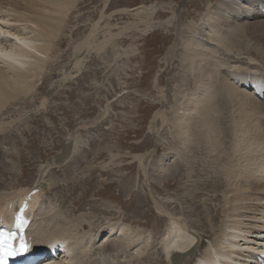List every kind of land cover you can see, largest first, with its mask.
I'll list each match as a JSON object with an SVG mask.
<instances>
[{
	"label": "rangeland",
	"instance_id": "rangeland-1",
	"mask_svg": "<svg viewBox=\"0 0 264 264\" xmlns=\"http://www.w3.org/2000/svg\"><path fill=\"white\" fill-rule=\"evenodd\" d=\"M182 1L79 0L66 19L52 61L46 65L43 86L0 116V197L17 192L11 196L17 200L32 190L43 167L72 142L70 160L47 172L49 189L36 219L60 211L74 223L84 221V233L94 236V249L98 250L108 241L120 239L108 240L104 237L108 233H102L99 240L96 236L105 228L122 224L137 241L120 258L124 263L149 264L157 259L154 250L164 242L173 222L182 226L189 223L190 230L206 237L195 259L202 258L212 241L225 231L219 221L227 219L220 206L224 207L226 190L231 186L226 174L229 160L223 155L227 151L221 149L212 155L197 121L205 116L211 124L213 117L223 113L222 127L233 131L235 114L232 108L209 112L212 116L193 111L190 101L197 90L201 66L197 67L198 59L193 61L186 53V47H193V38L185 32H198L202 21L212 20L216 2L188 0L182 6ZM2 7H6V0ZM215 49L210 66L216 76H221L224 68H245L251 63V58L239 59L237 51L228 45ZM224 72L230 78L234 73ZM63 76L71 77L69 82L52 92ZM214 87L209 94L217 98V107H223L226 96L218 90V81ZM205 93L208 97L206 91H200L203 96ZM46 100V108H41ZM211 105L213 102L208 107ZM185 117L194 119V127L190 122L192 127L187 128L191 132L189 142L181 127ZM214 132L216 137L221 133L218 129ZM223 137L231 155L234 136ZM148 154L149 161L144 158ZM223 183L225 189L221 187L217 193L222 201H211L215 194L209 189ZM156 201L166 213L160 212ZM210 209L214 210L212 217L207 213ZM89 227H95L94 232ZM124 247L119 241L106 248L111 264L117 260L113 257L116 250L123 251ZM99 252H92L91 257L104 258Z\"/></svg>",
	"mask_w": 264,
	"mask_h": 264
},
{
	"label": "bare ground",
	"instance_id": "bare-ground-1",
	"mask_svg": "<svg viewBox=\"0 0 264 264\" xmlns=\"http://www.w3.org/2000/svg\"><path fill=\"white\" fill-rule=\"evenodd\" d=\"M3 1L0 0V20L3 21V25L0 26V116L16 102L19 103L20 100L26 97L34 96L35 90L43 86L44 72L47 70L46 65H49L52 61L53 50L57 48L56 43L62 37V35L61 37L59 35L65 29L68 15L79 2V0H6V7L3 8ZM214 1L216 3L213 7L215 11H212L214 15L212 20L202 21L198 27V32L185 30L186 34L189 33L190 37L193 38V47H186V53L193 56V61L198 59L196 61L198 62L197 67L201 66L197 73V90L193 97H190L192 100L190 103L193 102L195 107L193 111H197L196 114L198 113L201 116V113L204 115H208L209 112L216 114L217 112H223L220 110L232 108L235 114V129L232 128L233 131H229L227 126L222 127L225 121L222 118L224 115H221L223 113L218 114L220 117H213L215 120L211 124L205 116L200 117L198 121L195 119L197 124L200 123V126H198L200 127V134L207 138L204 144L210 150V153H217L216 151L221 149L227 151V153L224 151L223 155L229 160L227 162L228 166L226 165V174H228L231 186L227 187L228 190H226L228 196L224 199L225 208L220 206L221 211L225 212L227 219L225 217L226 220L219 221L225 226V231L215 241H212L213 245L206 249L202 258L195 259V255L200 251L199 249L203 246L206 237L203 235L198 236V233L196 234L190 230L191 224L186 223L188 222L186 220V224L183 226L173 222L174 224L170 225V229L168 228L169 232L166 234L164 242L158 245L155 249L156 251L154 250L158 254V258L155 257L157 259L149 264H247V260L251 261L256 258V255L264 253V0ZM180 9L181 7L178 10L180 11ZM241 18H244V21H240ZM226 45L230 49L237 51L235 54L239 56V59L243 57L251 58L249 59L251 63L247 64L248 66L245 68L233 70L224 68L221 71L222 75L216 76L213 72L214 70H212L213 67L210 66L212 56L217 46L225 47ZM224 70L234 72L230 74L231 78ZM79 71H81V68H79ZM69 78L71 77L63 76L60 78L54 86L52 85L54 88L52 87L51 91L55 93L64 83L69 82ZM216 81L220 85L218 90L222 92V96L224 94L226 96V103L223 107H217L215 105L217 98L209 94H212V88H215ZM201 90L206 91L209 96L207 97L206 93L204 96L200 94ZM51 91L50 93H52ZM201 98H205V100L202 101ZM211 102L214 105H211L210 108L208 105ZM197 103L198 105L196 106L195 104ZM46 105L47 100L43 101L41 108H46ZM224 113L227 112L225 111ZM209 116L212 115L209 114ZM193 120L186 117L183 122L180 120L183 123L181 125L182 130H184L183 135L184 133L187 134V141V136L191 134L187 128L192 127L190 124L193 125ZM228 127L231 128L230 126ZM214 129H218L221 132L217 134V137ZM222 134L228 139L234 136L231 139L234 143L230 150L231 155H229L228 148L225 146L227 139L222 138ZM72 146V142H70V147L72 148ZM69 150L72 152V149ZM71 155L69 153L66 156H58L55 158V163H47L40 172L42 174L41 180L32 189L34 190L37 187L40 189L34 197L32 196L28 212L32 220L28 228V235L31 238L33 247L38 249L47 248L61 242L64 248L69 250L68 256L65 258V256L57 254L58 259L53 264H92V261L93 264H111L110 255L105 254L106 248L112 243L119 244V241H122L125 243V247L123 251L122 248L119 251L116 250V255H113V257L117 258L115 264H129V262L124 263L125 261H121L120 258L123 257L122 255L125 252L128 253L129 248L135 247L137 241L133 239L132 231L127 232L124 230L122 224L105 228L96 236L99 240L102 233H108L104 236L108 237V240L115 237L120 239L119 241H108L107 244H103L104 246L102 245L103 247L101 246L98 250L94 249L97 244L94 245L96 242V239L94 241V236L88 237L86 235L90 233H84L87 227L84 221L74 223L71 219L59 213L60 211L46 214L45 210L44 214L48 216L45 219L38 218L41 221L36 219V212L42 207V197L45 196L49 189L45 180L48 175L47 172L57 162L59 163L56 164V167L59 164L61 165V162H68ZM146 156L144 158L149 161V156L151 155L148 154ZM222 159L225 160L224 158ZM221 187L225 189V183L213 186L211 189L208 188L211 193L215 194L210 196L211 201H222L219 194L217 195ZM32 190L23 192L17 200L11 198L17 192L7 194L4 198L0 197V226L11 222L14 210L27 199ZM8 197L11 199H7ZM155 203L156 206H159L160 212L166 213V208L160 207V201ZM207 213L212 217L214 210L211 211L210 209ZM94 228L89 227L93 232ZM86 245L90 248L87 249ZM85 251L86 253L83 254ZM96 251H100L99 254L102 253L105 259L100 256V259L94 260L91 256L92 252ZM164 258L166 262H163ZM42 264L52 263L43 262Z\"/></svg>",
	"mask_w": 264,
	"mask_h": 264
},
{
	"label": "snow or ice",
	"instance_id": "snow-or-ice-1",
	"mask_svg": "<svg viewBox=\"0 0 264 264\" xmlns=\"http://www.w3.org/2000/svg\"><path fill=\"white\" fill-rule=\"evenodd\" d=\"M27 221L23 219L22 215L16 218V227L23 229ZM16 240V233H8L0 231V264H7L9 258H14L17 255L24 254L28 251L29 245L23 237L20 238L19 246L14 245Z\"/></svg>",
	"mask_w": 264,
	"mask_h": 264
},
{
	"label": "water",
	"instance_id": "water-1",
	"mask_svg": "<svg viewBox=\"0 0 264 264\" xmlns=\"http://www.w3.org/2000/svg\"><path fill=\"white\" fill-rule=\"evenodd\" d=\"M187 2H188V0H183L181 5L183 6V5L186 4Z\"/></svg>",
	"mask_w": 264,
	"mask_h": 264
}]
</instances>
